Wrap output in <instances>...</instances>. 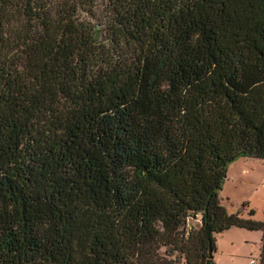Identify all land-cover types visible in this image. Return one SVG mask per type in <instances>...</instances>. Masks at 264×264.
<instances>
[{"label":"trees","instance_id":"1","mask_svg":"<svg viewBox=\"0 0 264 264\" xmlns=\"http://www.w3.org/2000/svg\"><path fill=\"white\" fill-rule=\"evenodd\" d=\"M239 158L264 0H0V264H214L232 227L264 264L219 199Z\"/></svg>","mask_w":264,"mask_h":264},{"label":"rangeland","instance_id":"2","mask_svg":"<svg viewBox=\"0 0 264 264\" xmlns=\"http://www.w3.org/2000/svg\"><path fill=\"white\" fill-rule=\"evenodd\" d=\"M219 199L229 215L264 223V161L239 158L227 164ZM189 218L187 226L197 229L199 218ZM261 238V231L237 227L216 234L213 263L258 264Z\"/></svg>","mask_w":264,"mask_h":264},{"label":"built area","instance_id":"3","mask_svg":"<svg viewBox=\"0 0 264 264\" xmlns=\"http://www.w3.org/2000/svg\"><path fill=\"white\" fill-rule=\"evenodd\" d=\"M196 217H198L199 218V216H196ZM190 218L188 217L187 219H186V224H185V232H186V234L187 233H189L192 229L189 227V226H187V221L189 220ZM200 219V218H199ZM199 219H198V222L200 223V221H199Z\"/></svg>","mask_w":264,"mask_h":264},{"label":"water","instance_id":"4","mask_svg":"<svg viewBox=\"0 0 264 264\" xmlns=\"http://www.w3.org/2000/svg\"><path fill=\"white\" fill-rule=\"evenodd\" d=\"M208 254H209V258H212V252H211V250L208 251Z\"/></svg>","mask_w":264,"mask_h":264}]
</instances>
